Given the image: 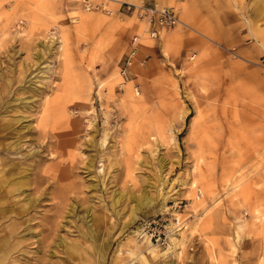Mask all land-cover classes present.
<instances>
[{
    "label": "rangeland",
    "instance_id": "rangeland-1",
    "mask_svg": "<svg viewBox=\"0 0 264 264\" xmlns=\"http://www.w3.org/2000/svg\"><path fill=\"white\" fill-rule=\"evenodd\" d=\"M124 1L182 24L0 0V264H264V0Z\"/></svg>",
    "mask_w": 264,
    "mask_h": 264
},
{
    "label": "built area",
    "instance_id": "built-area-1",
    "mask_svg": "<svg viewBox=\"0 0 264 264\" xmlns=\"http://www.w3.org/2000/svg\"><path fill=\"white\" fill-rule=\"evenodd\" d=\"M112 4L119 5V11L122 8L123 12L130 13L140 20H144L148 24L151 37H160L163 31H170L176 26L182 24L179 11L174 6H162L158 3L149 4L145 1L139 4L129 3L124 0H84L83 6L87 10L100 11L102 13L113 14ZM138 36H134L131 41L130 52L125 56L120 67V76L124 81H129L130 70L134 64V58L138 53ZM264 64V57L262 59ZM135 93L138 95L140 90L139 85L134 86ZM202 192L198 193L197 198H201ZM176 223L178 220L176 218ZM179 224V223H178ZM143 232L149 236L150 241L155 240L163 246L168 245L170 233L173 230L164 225L160 219L158 221L144 222Z\"/></svg>",
    "mask_w": 264,
    "mask_h": 264
},
{
    "label": "crops",
    "instance_id": "crops-1",
    "mask_svg": "<svg viewBox=\"0 0 264 264\" xmlns=\"http://www.w3.org/2000/svg\"><path fill=\"white\" fill-rule=\"evenodd\" d=\"M181 2V4L182 3H184V1L185 0H180ZM192 1H195V0H187L186 2H187V4H185V6H184V17H185V19H187L188 21H193V23L196 25V27H198L199 29H202L203 27H201V23L199 24V22H200V17H198V16H194L193 15V12L194 11H192V10H190L191 9V7H194L193 5L194 4H192ZM255 9H257L256 11H255V13H254V15L252 16V18L251 19H247V23L248 24H250L251 23V20H254V21H260V19H261V17H263L264 16V7H263V5L262 4H258L257 6H256V8ZM140 28H142L140 31L142 32V31H145L144 30V28H143V26H140ZM203 29H205V27L203 28ZM198 32H199V30H197ZM200 33V32H199ZM179 36V32H174V33H172V34H170L169 36H167V38H166V40H164L163 42H162V44L165 42V41H167V44H168V46H170V43H172L173 41H175V39H177V37ZM190 40V42L192 43V45H194V46H197V47H202L203 46V44H204V42H203V40L202 39H200L199 37H197V36H194V37H192L191 39H189ZM141 42V41H140ZM143 43H141V45H142V47H145V48H147L149 45L146 43V42H144V41H142ZM141 45H140V43H139V46H138V50L140 49V50H142V51H150L154 46L153 45H151V48H149V49H141ZM164 46V44L162 45V47ZM263 46V45H262ZM167 48V47H166ZM194 55V57L196 56V54H193Z\"/></svg>",
    "mask_w": 264,
    "mask_h": 264
},
{
    "label": "bare ground",
    "instance_id": "bare-ground-1",
    "mask_svg": "<svg viewBox=\"0 0 264 264\" xmlns=\"http://www.w3.org/2000/svg\"><path fill=\"white\" fill-rule=\"evenodd\" d=\"M83 1L84 0H82V3H83ZM86 11H87V9H86ZM135 61V60H134ZM120 87V86H119ZM134 94L136 95V96H139V98H132L131 99V105L132 106H138L139 105V103H142V97H141V94H140V91L138 92V95L135 93V90H134ZM1 128V127H0ZM194 186V185H193ZM35 204V203H34ZM33 205V204H32ZM140 231V230H139ZM4 245H5V243L3 244V243H1L0 244V249H1V247L3 246L4 247ZM8 245V244H7ZM47 252V251H46ZM7 254V256H8V253H9V251H4L3 249L2 250H0V263L2 262V257H4V254ZM44 255V257H45V254H43ZM44 257H42V258H44ZM45 259V258H44ZM43 259V260H44ZM37 264H44L43 262H40V260L38 261V263Z\"/></svg>",
    "mask_w": 264,
    "mask_h": 264
}]
</instances>
